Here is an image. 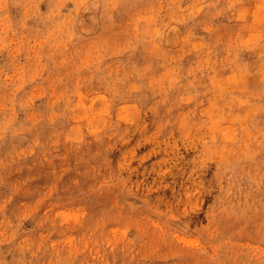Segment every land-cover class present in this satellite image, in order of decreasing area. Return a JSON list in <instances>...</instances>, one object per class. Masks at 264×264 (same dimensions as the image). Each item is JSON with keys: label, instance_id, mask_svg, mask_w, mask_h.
<instances>
[{"label": "rangeland", "instance_id": "obj_1", "mask_svg": "<svg viewBox=\"0 0 264 264\" xmlns=\"http://www.w3.org/2000/svg\"><path fill=\"white\" fill-rule=\"evenodd\" d=\"M0 264H264V0H0Z\"/></svg>", "mask_w": 264, "mask_h": 264}]
</instances>
